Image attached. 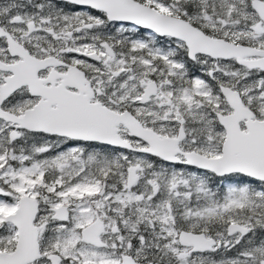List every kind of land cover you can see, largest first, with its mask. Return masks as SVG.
<instances>
[{
    "label": "snow or ice",
    "instance_id": "snow-or-ice-1",
    "mask_svg": "<svg viewBox=\"0 0 264 264\" xmlns=\"http://www.w3.org/2000/svg\"><path fill=\"white\" fill-rule=\"evenodd\" d=\"M0 264H264V0H0Z\"/></svg>",
    "mask_w": 264,
    "mask_h": 264
}]
</instances>
